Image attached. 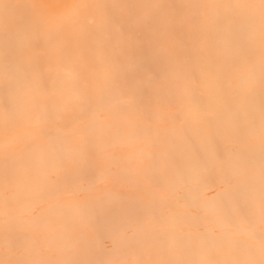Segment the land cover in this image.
<instances>
[{"label":"clouds","instance_id":"obj_1","mask_svg":"<svg viewBox=\"0 0 264 264\" xmlns=\"http://www.w3.org/2000/svg\"><path fill=\"white\" fill-rule=\"evenodd\" d=\"M196 7L225 73L148 70L123 0H0V264H264V0Z\"/></svg>","mask_w":264,"mask_h":264},{"label":"bare ground","instance_id":"obj_2","mask_svg":"<svg viewBox=\"0 0 264 264\" xmlns=\"http://www.w3.org/2000/svg\"><path fill=\"white\" fill-rule=\"evenodd\" d=\"M64 3L65 0H58L57 6L52 3L56 6L52 9H58ZM123 3L126 8L122 16L123 30L133 41V54L145 59L148 70L157 75L167 71V56L160 54L158 61H152L153 54L161 45L170 48L175 58L186 66L194 67L198 62L205 61L218 73L230 69L228 61L217 54L224 50V42L228 39L224 25L209 22L196 7L197 0H123ZM4 7L11 9L13 19L19 17V4L11 3ZM216 143L222 151V141L217 139ZM100 166V160L93 153L79 169L80 179L85 182L94 180ZM130 219L126 209L99 206L98 234L103 238L106 223L112 228H119Z\"/></svg>","mask_w":264,"mask_h":264},{"label":"rangeland","instance_id":"obj_3","mask_svg":"<svg viewBox=\"0 0 264 264\" xmlns=\"http://www.w3.org/2000/svg\"><path fill=\"white\" fill-rule=\"evenodd\" d=\"M57 1H58V0H56V1L48 0V3H49V5L51 4L50 7H51V8L53 7V9H54V8H56V6H57V5H56V2H57ZM52 3H53V4L55 3L54 5H56V6H54V5L52 6ZM55 10H56V9H55Z\"/></svg>","mask_w":264,"mask_h":264}]
</instances>
